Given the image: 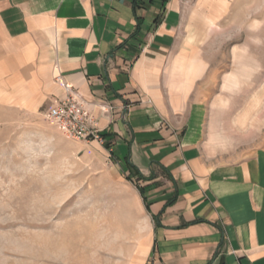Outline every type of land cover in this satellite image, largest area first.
I'll use <instances>...</instances> for the list:
<instances>
[{
    "label": "crops",
    "instance_id": "obj_1",
    "mask_svg": "<svg viewBox=\"0 0 264 264\" xmlns=\"http://www.w3.org/2000/svg\"><path fill=\"white\" fill-rule=\"evenodd\" d=\"M214 8L0 0L2 92L40 109L71 85L104 141L85 142L132 177L142 213L128 264H264V149L216 163L200 141L216 71L200 32Z\"/></svg>",
    "mask_w": 264,
    "mask_h": 264
},
{
    "label": "rangeland",
    "instance_id": "obj_2",
    "mask_svg": "<svg viewBox=\"0 0 264 264\" xmlns=\"http://www.w3.org/2000/svg\"><path fill=\"white\" fill-rule=\"evenodd\" d=\"M213 1L214 25L200 32L216 70L200 141L232 163L264 149V0ZM2 90L0 264H128L142 213L132 182L47 120L51 104L25 108Z\"/></svg>",
    "mask_w": 264,
    "mask_h": 264
},
{
    "label": "built area",
    "instance_id": "obj_3",
    "mask_svg": "<svg viewBox=\"0 0 264 264\" xmlns=\"http://www.w3.org/2000/svg\"><path fill=\"white\" fill-rule=\"evenodd\" d=\"M56 80L61 82V78ZM66 97L55 106L48 109L46 119L62 130L63 135L74 141L98 140L103 143V137L97 127V119L85 101L74 92L71 85L65 86Z\"/></svg>",
    "mask_w": 264,
    "mask_h": 264
},
{
    "label": "trees",
    "instance_id": "obj_4",
    "mask_svg": "<svg viewBox=\"0 0 264 264\" xmlns=\"http://www.w3.org/2000/svg\"><path fill=\"white\" fill-rule=\"evenodd\" d=\"M134 174H135V175H138L136 171H134ZM127 178H128L129 180H132V177H130V176H127ZM141 192H142V195H143V191H142V190H141Z\"/></svg>",
    "mask_w": 264,
    "mask_h": 264
}]
</instances>
